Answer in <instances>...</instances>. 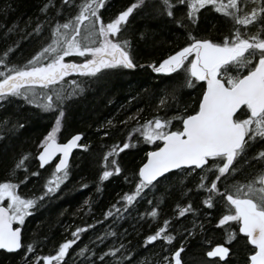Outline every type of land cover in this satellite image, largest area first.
<instances>
[{
  "label": "snow or ice",
  "instance_id": "obj_1",
  "mask_svg": "<svg viewBox=\"0 0 264 264\" xmlns=\"http://www.w3.org/2000/svg\"><path fill=\"white\" fill-rule=\"evenodd\" d=\"M62 4L71 8L74 15L66 22L57 20L54 23L50 42L22 66L9 67L4 59H0V68L3 69L0 70V102L23 98L37 109L55 115L54 127L39 143L37 158L40 168L59 156L43 195L36 199L22 196L18 191L20 184L11 179L0 182V249L14 252L24 247L21 228L14 225H23L38 201L55 194L68 179L69 157L73 149L87 150L79 143L82 134L73 135L65 143L58 142L57 133L61 130L67 104L82 96L88 83L101 79L106 73L138 67L131 41L120 37L134 13L147 12L150 18L169 19L187 30L183 45L148 67L167 76L183 73L181 87L192 89L203 81L206 88L191 114L185 108L183 115L171 119L155 116L133 129L145 143L156 147L147 152L145 162L131 178L134 190L123 194L108 209L105 218H123L131 212L134 203L143 199L162 179H168V174L178 170L198 179V190L206 192L203 204L207 209L223 205L216 227L230 230L226 233V240L217 243L206 256L226 261L232 254L231 244L242 239L247 248L245 264H264V148L250 154L254 146L264 144V0H251V7L248 0H134L107 22L101 13L105 0H80L79 3L62 0ZM209 6L232 23L233 31L222 39L193 34L192 29L199 26L201 10ZM54 7V4L45 3L41 12L46 14ZM179 7L185 8L186 13L177 20ZM256 24L260 28L255 34L242 33V27L247 29ZM29 27L25 25L24 36L42 35L43 25L38 21L31 31H28ZM14 51L7 49L4 57ZM77 58L83 62H71ZM65 84L70 87L65 88ZM176 92L177 89H173L162 96L159 107L167 106L169 99L176 100ZM173 120H178L181 127L172 130ZM24 127L23 123L7 119L0 121V142L14 137L17 130ZM130 147L132 145L127 142L122 147L115 145L103 156L101 182L122 173L118 161L110 158ZM28 159V155L21 154L13 173L27 171L25 163ZM242 164L254 171L244 175ZM26 179L20 183H25ZM192 211L193 206L189 203L179 209V216L184 217ZM148 215L156 218V208ZM170 224L169 220H164L163 226L145 237L144 246L154 245L157 241L172 245L176 237L169 232ZM87 230L76 228L71 232V239L58 245L55 254L39 256L32 264H60L80 234ZM87 251V248L82 249L80 254L86 255ZM184 251L181 244L170 255H163L159 264H183ZM27 252L34 253L32 244L27 246ZM127 252L121 243L118 248L100 255V264H105L108 257L117 256L124 258V264H132L135 254L128 255ZM95 258L93 253L92 264H95Z\"/></svg>",
  "mask_w": 264,
  "mask_h": 264
},
{
  "label": "trees",
  "instance_id": "obj_2",
  "mask_svg": "<svg viewBox=\"0 0 264 264\" xmlns=\"http://www.w3.org/2000/svg\"><path fill=\"white\" fill-rule=\"evenodd\" d=\"M79 2L80 0H76V3ZM132 2L134 0H105V7L101 9L105 22ZM45 3L55 5L46 14L41 12ZM248 3L251 7V0ZM185 13L186 9L179 7L176 11L177 20ZM72 15L74 12L63 5L62 0H0V59H4L9 67L22 66L50 42L54 23L57 20L66 22ZM199 19L198 28L192 29L193 34L198 37L210 35L222 39L233 31L230 20L216 13L211 6L201 10ZM37 21L43 25L42 35L24 36L25 25H30L28 31H31ZM259 28L260 25L256 24L247 29L242 27L241 31L252 35ZM186 31L169 19L150 18L147 12L133 14L120 38L131 41L138 67L106 73L101 79L88 83L86 92L67 104L57 139L63 142L71 135L81 133L87 150L73 154L68 179L55 194L42 202L38 201L37 206L31 210L32 214L25 217V222L21 225L24 247L16 253L0 251V264H26V261L27 264H32L39 256L53 255L58 245L71 239V232L78 227L88 230L80 234L77 243L60 264H92L93 253L96 257L95 264H100L99 256L118 248L121 243L126 246L128 255L135 254L132 264H159L163 255H170L181 244L185 247L182 253L183 264H245L247 248L242 239L231 244L232 254L226 261L207 258L206 252L217 243H223L230 230L227 227H216L223 205L207 209L203 204L206 192L198 190V179L178 170L168 174V179H162L143 199L134 203L131 212L123 218H105L108 209L123 194L134 190L131 178L138 172L147 152L156 147L145 143L133 129L155 116L171 119L183 115L185 108L191 114L202 94V81L192 89L181 87L183 73L167 76L157 74L148 67L183 45ZM9 48L15 51L5 58L4 53ZM141 64L144 67H139ZM232 74L235 75V71ZM64 87L69 88L70 85L65 84ZM173 89H177V99H169L167 106L159 107L162 96ZM5 119L23 123L25 127L18 129L14 137L0 142V182L11 179L20 184L18 191L22 196L36 199L43 195L45 184L54 171L52 164L40 169L36 155L40 150V141L54 124L55 115L37 109L23 98H11L0 102V121ZM179 127V121L173 120L172 130ZM105 132L108 133L107 136ZM125 142L132 147L110 158L118 161L122 173L101 182L100 175L105 163L103 156L113 146L122 147ZM259 148H264V144L254 146L250 154H254ZM21 154L29 157L25 163L27 171L13 173ZM241 166L244 175L254 171L243 164ZM32 173L39 175L34 176ZM25 179V183H20ZM148 200L153 203L148 204ZM189 203L192 204L193 211L180 217L179 209L185 208ZM153 208L158 212L156 218L148 215ZM164 220L171 222L169 232L176 237L172 245L157 241L154 245L145 247V237L163 226ZM29 244L33 245L34 253L27 252ZM85 248L88 249L86 255H81V250ZM165 249L169 251L165 252ZM118 262L124 264V258L108 257L105 264Z\"/></svg>",
  "mask_w": 264,
  "mask_h": 264
},
{
  "label": "water",
  "instance_id": "obj_3",
  "mask_svg": "<svg viewBox=\"0 0 264 264\" xmlns=\"http://www.w3.org/2000/svg\"><path fill=\"white\" fill-rule=\"evenodd\" d=\"M203 82V81H202ZM204 83V88H206V82H203ZM76 134H81V133H76ZM76 134H73V135H76ZM73 135H71L68 139H70ZM68 139H66L65 141H63V142H61V141H59L58 140V142H60V143H65V142H67V140ZM80 144H83V134H82V140L79 142ZM84 145V144H83ZM82 150H84V148H75V149H73V151H72V153H71V155H70V157H69V164H70V161H71V158H72V156H73V154L75 153V152H77V151H82ZM153 150H155V148H153L152 150H150V151H153ZM40 151V150H39ZM149 152V151H148ZM38 154H39V152L37 153V155H36V160H37V162H38V165H40V162H39V160H38ZM145 159H146V157H145ZM145 159H144V161L143 162H145ZM58 161H59V156H57V158L54 160V161H52L49 165H53V167L55 168V163H58ZM142 165V164H141ZM48 165H46L45 167H47ZM44 167V168H45ZM39 168H40V166H39ZM40 169H43V168H40ZM175 171H177V170H174V172ZM14 226H16V227H20L21 228V239H22V227L21 226H19V225H14ZM215 246V245H214ZM213 246V247H214ZM227 246V245H226ZM20 250V249H19ZM19 250H16V251H14V252H8L7 250H5V249H0V251H5V252H7V253H16V252H18ZM211 250V249H210ZM208 258V257H207ZM208 259H218L219 260V258H208ZM220 262H224L223 260H219Z\"/></svg>",
  "mask_w": 264,
  "mask_h": 264
},
{
  "label": "rangeland",
  "instance_id": "obj_4",
  "mask_svg": "<svg viewBox=\"0 0 264 264\" xmlns=\"http://www.w3.org/2000/svg\"><path fill=\"white\" fill-rule=\"evenodd\" d=\"M73 62V61H72ZM74 62H77V63H82L83 61H82V59H79V61H74ZM52 127H54V124H53V126ZM59 133V132H58ZM58 133H57V137H58ZM16 225H19V224H16ZM19 226H21V225H19Z\"/></svg>",
  "mask_w": 264,
  "mask_h": 264
},
{
  "label": "bare ground",
  "instance_id": "obj_5",
  "mask_svg": "<svg viewBox=\"0 0 264 264\" xmlns=\"http://www.w3.org/2000/svg\"><path fill=\"white\" fill-rule=\"evenodd\" d=\"M212 247H213V246H212ZM212 247H211V248H212ZM211 248H210V249H211ZM210 249H209V250H210ZM209 250H208V251H209ZM206 253H207V252H206Z\"/></svg>",
  "mask_w": 264,
  "mask_h": 264
},
{
  "label": "flooded vegetation",
  "instance_id": "obj_6",
  "mask_svg": "<svg viewBox=\"0 0 264 264\" xmlns=\"http://www.w3.org/2000/svg\"><path fill=\"white\" fill-rule=\"evenodd\" d=\"M218 260V259H217Z\"/></svg>",
  "mask_w": 264,
  "mask_h": 264
}]
</instances>
